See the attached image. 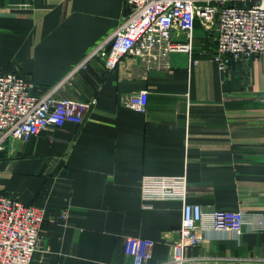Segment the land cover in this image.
Listing matches in <instances>:
<instances>
[{"label":"crops","instance_id":"crops-1","mask_svg":"<svg viewBox=\"0 0 264 264\" xmlns=\"http://www.w3.org/2000/svg\"><path fill=\"white\" fill-rule=\"evenodd\" d=\"M128 11L124 0H0V72L18 70L39 92L64 81L58 98L96 99L83 123L0 149V192L45 209L32 264H131L127 236L154 241L145 264H169L182 201L144 200V175H184L189 202L264 223L262 58L216 61L214 34L196 22L190 55L75 70ZM144 90L146 109L128 107ZM187 256L264 264V230L207 231Z\"/></svg>","mask_w":264,"mask_h":264},{"label":"built area","instance_id":"built-area-1","mask_svg":"<svg viewBox=\"0 0 264 264\" xmlns=\"http://www.w3.org/2000/svg\"><path fill=\"white\" fill-rule=\"evenodd\" d=\"M128 13L117 28L88 53L75 70L86 68L99 59L114 70L124 57L166 58L172 53L191 54L193 31L199 20L208 28L215 21L217 31L214 59L225 64L260 56L264 63V0H124ZM64 81L41 92L35 82L18 70L0 72V149L8 139L28 141L45 130L66 122L83 123L96 103L58 98ZM148 91L126 97V104L144 111ZM144 200L182 201V221L178 239L171 243L169 264H186L187 250L205 241L210 230L240 234L248 225L251 231L264 230V223L243 210H206L187 199L185 176L144 175ZM66 213L60 218L65 219ZM43 207L0 192V264H32L42 249ZM154 241L141 236H127L125 254L131 264H145L152 257Z\"/></svg>","mask_w":264,"mask_h":264},{"label":"rangeland","instance_id":"rangeland-1","mask_svg":"<svg viewBox=\"0 0 264 264\" xmlns=\"http://www.w3.org/2000/svg\"><path fill=\"white\" fill-rule=\"evenodd\" d=\"M196 22H199L200 24H201V22L199 21V20H197ZM202 25V24H201ZM215 21H213V22H210L209 23V26H207L208 28H206V27H204L203 26V28L207 31V32H209V33H213L214 34V41L216 40V37H217V31L215 30ZM215 44H216V41H215Z\"/></svg>","mask_w":264,"mask_h":264}]
</instances>
